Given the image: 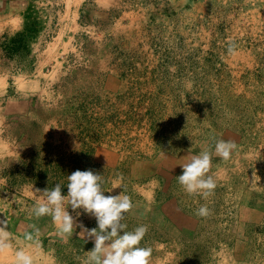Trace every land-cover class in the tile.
I'll return each instance as SVG.
<instances>
[{
    "label": "rangeland",
    "instance_id": "1",
    "mask_svg": "<svg viewBox=\"0 0 264 264\" xmlns=\"http://www.w3.org/2000/svg\"><path fill=\"white\" fill-rule=\"evenodd\" d=\"M22 19L0 36L1 254L35 241L51 264H83L79 225L52 231L32 190L66 195L67 175L91 169L105 196L129 195L124 231L148 226L149 264H264V0H28ZM219 138L236 147L212 156L215 189L186 193L180 165Z\"/></svg>",
    "mask_w": 264,
    "mask_h": 264
},
{
    "label": "clouds",
    "instance_id": "2",
    "mask_svg": "<svg viewBox=\"0 0 264 264\" xmlns=\"http://www.w3.org/2000/svg\"><path fill=\"white\" fill-rule=\"evenodd\" d=\"M236 144L234 140L215 139L212 151L207 149L198 154L190 155L187 162L180 165L182 173L176 177L177 182L188 194H199L208 197L216 187V180L208 175L212 156L223 160L230 158ZM67 194H61V185L56 183L52 188L32 190L39 192L32 208L35 217L48 215L56 224L60 236L72 235L78 224L81 231L78 233L94 241V246L87 251L83 264H149L150 247L139 246L144 238L148 226L140 224L132 230L124 231L127 227L122 223L123 216L133 207V203L124 192L117 195H104L102 190V176L91 169L75 170L67 175ZM71 209H82L96 220V227L88 229L66 210L64 202ZM210 209L201 204L195 213L198 216H207ZM80 215L79 212L76 213ZM6 221L0 220V249L10 248V233L5 227ZM31 240V234H27ZM15 264H33V258L24 249L15 251Z\"/></svg>",
    "mask_w": 264,
    "mask_h": 264
},
{
    "label": "crops",
    "instance_id": "3",
    "mask_svg": "<svg viewBox=\"0 0 264 264\" xmlns=\"http://www.w3.org/2000/svg\"><path fill=\"white\" fill-rule=\"evenodd\" d=\"M27 1L28 0H0V36H2L3 34H14L21 28L23 22L22 11L26 8ZM149 193H154V191L151 190V192ZM176 216L178 222L179 220L181 223L184 221V216L179 211L176 212ZM54 226L55 228L52 231H55L57 228L56 225ZM19 235L21 236L19 237ZM47 236L49 237L48 234ZM13 237L22 239L24 237V232H22V234L18 232L17 234H14ZM10 240L11 238L9 237V241ZM84 240L86 244L92 247L94 246V241L91 238L86 236ZM34 244H36L35 241L31 242V244L30 242L27 243V246H29V251H26L32 256L33 264H51L54 259L52 255H50V252H46L44 248H42L40 242L39 247L41 248H39L38 250L35 248ZM2 250L4 251L6 249H0V264H15V255H2Z\"/></svg>",
    "mask_w": 264,
    "mask_h": 264
},
{
    "label": "trees",
    "instance_id": "4",
    "mask_svg": "<svg viewBox=\"0 0 264 264\" xmlns=\"http://www.w3.org/2000/svg\"><path fill=\"white\" fill-rule=\"evenodd\" d=\"M27 28V26H26ZM24 29L23 31H21L20 33H18L15 38H13L11 41L14 42L15 44H18L19 47L22 45V43L24 42V39L27 36V29Z\"/></svg>",
    "mask_w": 264,
    "mask_h": 264
}]
</instances>
